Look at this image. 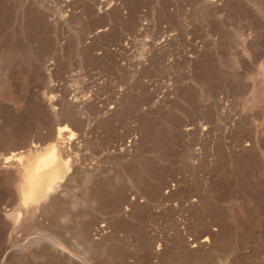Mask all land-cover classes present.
<instances>
[{"label":"rangeland","instance_id":"rangeland-1","mask_svg":"<svg viewBox=\"0 0 264 264\" xmlns=\"http://www.w3.org/2000/svg\"><path fill=\"white\" fill-rule=\"evenodd\" d=\"M0 264H264V0H0Z\"/></svg>","mask_w":264,"mask_h":264},{"label":"bare ground","instance_id":"bare-ground-1","mask_svg":"<svg viewBox=\"0 0 264 264\" xmlns=\"http://www.w3.org/2000/svg\"><path fill=\"white\" fill-rule=\"evenodd\" d=\"M64 132H66L65 128L59 129L58 135L55 137L56 142L49 152L37 157L34 164L25 170L24 183L25 185H29V188L24 192V201L35 200L37 197L45 199L51 194V191L55 187V182L60 179L59 170L63 162L61 156L64 149L59 150L61 149L59 148V143H61L60 139H62ZM16 155L12 154L7 159L15 161Z\"/></svg>","mask_w":264,"mask_h":264},{"label":"built area","instance_id":"built-area-1","mask_svg":"<svg viewBox=\"0 0 264 264\" xmlns=\"http://www.w3.org/2000/svg\"><path fill=\"white\" fill-rule=\"evenodd\" d=\"M96 231H98V230H96ZM96 233H94V235H95Z\"/></svg>","mask_w":264,"mask_h":264}]
</instances>
